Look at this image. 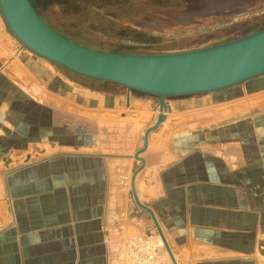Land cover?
Here are the masks:
<instances>
[{
  "label": "crops",
  "instance_id": "1",
  "mask_svg": "<svg viewBox=\"0 0 264 264\" xmlns=\"http://www.w3.org/2000/svg\"><path fill=\"white\" fill-rule=\"evenodd\" d=\"M150 231L175 264H264V75L162 101L36 55L0 14V264H108Z\"/></svg>",
  "mask_w": 264,
  "mask_h": 264
},
{
  "label": "water",
  "instance_id": "2",
  "mask_svg": "<svg viewBox=\"0 0 264 264\" xmlns=\"http://www.w3.org/2000/svg\"><path fill=\"white\" fill-rule=\"evenodd\" d=\"M0 14L13 37L36 55L78 75L119 84L162 101L221 91L264 75V29L190 51L123 54L92 50L68 40L37 14L29 0H0ZM162 107L168 110L165 103ZM162 121L160 118L146 136ZM164 245L175 264L165 241Z\"/></svg>",
  "mask_w": 264,
  "mask_h": 264
},
{
  "label": "rangeland",
  "instance_id": "3",
  "mask_svg": "<svg viewBox=\"0 0 264 264\" xmlns=\"http://www.w3.org/2000/svg\"><path fill=\"white\" fill-rule=\"evenodd\" d=\"M32 1L58 34L110 53L170 54L212 47L241 36L239 30L264 17V0Z\"/></svg>",
  "mask_w": 264,
  "mask_h": 264
},
{
  "label": "built area",
  "instance_id": "4",
  "mask_svg": "<svg viewBox=\"0 0 264 264\" xmlns=\"http://www.w3.org/2000/svg\"><path fill=\"white\" fill-rule=\"evenodd\" d=\"M108 264H173L156 232L129 239L115 246Z\"/></svg>",
  "mask_w": 264,
  "mask_h": 264
},
{
  "label": "trees",
  "instance_id": "5",
  "mask_svg": "<svg viewBox=\"0 0 264 264\" xmlns=\"http://www.w3.org/2000/svg\"><path fill=\"white\" fill-rule=\"evenodd\" d=\"M263 29H264V17H262L258 22L253 23L252 25L244 26L241 30H239L238 32L242 34L241 36H239L237 38H234V39L230 38V39H228L227 41H225L223 43H228V42H231V41H234V40L249 36V35H251L253 33H256V32H259V31H261ZM232 34L233 33H231L230 35H232ZM230 35H228V36H230ZM223 43H220V44H223ZM123 54H131V53H123ZM145 55H148V54H145ZM134 92L137 93V94H140L142 96H147V97H152V98L159 99V97H157V96L144 94V93L137 92V91H134Z\"/></svg>",
  "mask_w": 264,
  "mask_h": 264
},
{
  "label": "flooded vegetation",
  "instance_id": "6",
  "mask_svg": "<svg viewBox=\"0 0 264 264\" xmlns=\"http://www.w3.org/2000/svg\"><path fill=\"white\" fill-rule=\"evenodd\" d=\"M30 2H31V4H32V6H33V8L35 9V11L37 12V14L40 16V14L38 13V11H37V9H36V7H35V5H34V3H33V1L32 0H29ZM41 17V16H40ZM42 18V17H41ZM50 26V25H49ZM53 29V28H52ZM54 30V29H53ZM55 31V30H54ZM66 38V37H65ZM68 39V38H67ZM68 40H70V39H68ZM71 41V40H70ZM73 42V41H72ZM82 46V45H81Z\"/></svg>",
  "mask_w": 264,
  "mask_h": 264
},
{
  "label": "bare ground",
  "instance_id": "7",
  "mask_svg": "<svg viewBox=\"0 0 264 264\" xmlns=\"http://www.w3.org/2000/svg\"><path fill=\"white\" fill-rule=\"evenodd\" d=\"M162 241H163V239H162ZM163 243H164V241H163Z\"/></svg>",
  "mask_w": 264,
  "mask_h": 264
}]
</instances>
